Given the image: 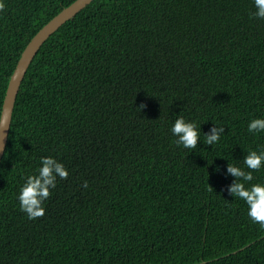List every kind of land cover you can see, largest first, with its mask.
Returning <instances> with one entry per match:
<instances>
[{
  "label": "trees",
  "instance_id": "16d2710c",
  "mask_svg": "<svg viewBox=\"0 0 264 264\" xmlns=\"http://www.w3.org/2000/svg\"><path fill=\"white\" fill-rule=\"evenodd\" d=\"M74 1L5 0L0 113L24 48ZM254 11V0H93L52 34L21 82L0 162V264H264V228L227 191V161L243 166L264 146L247 132L264 116ZM179 112L202 137L220 122L221 143L178 147ZM43 156L69 176L29 219L17 194Z\"/></svg>",
  "mask_w": 264,
  "mask_h": 264
},
{
  "label": "clouds",
  "instance_id": "9594fccd",
  "mask_svg": "<svg viewBox=\"0 0 264 264\" xmlns=\"http://www.w3.org/2000/svg\"><path fill=\"white\" fill-rule=\"evenodd\" d=\"M254 8L255 11L251 13V16L264 19V0H254ZM5 9V0H0V12ZM142 107L145 106L142 105ZM181 112L176 114L169 128V132L174 137V143L178 147L191 151L200 145H207L212 150L221 143L227 129L220 122L212 123L213 126L207 133L204 132L202 137L199 124L195 120L186 118ZM247 132L252 135L264 133V116L250 118L247 122ZM215 161L216 159L211 164H215ZM216 169L217 172L220 171L218 165ZM261 170H264V146L250 148L243 156V166L227 161V174L233 178L227 188L229 195L243 201L247 206V216L250 220L264 228V181L257 179L255 175ZM68 176V169L57 158L53 156L40 158L39 166L24 177V182L20 185L17 194L20 208L29 219L45 215V202L50 198L52 190L56 188L57 179H67ZM83 186L85 188L88 186L87 181ZM199 264H207V262L200 260Z\"/></svg>",
  "mask_w": 264,
  "mask_h": 264
},
{
  "label": "water",
  "instance_id": "95a60500",
  "mask_svg": "<svg viewBox=\"0 0 264 264\" xmlns=\"http://www.w3.org/2000/svg\"><path fill=\"white\" fill-rule=\"evenodd\" d=\"M93 0H75L71 5L61 10L49 22H47L24 48L15 66V69L7 82L2 110L0 113V162L5 152L7 137L12 120L14 103L26 71L35 55L47 39L54 34L63 24L74 18Z\"/></svg>",
  "mask_w": 264,
  "mask_h": 264
}]
</instances>
